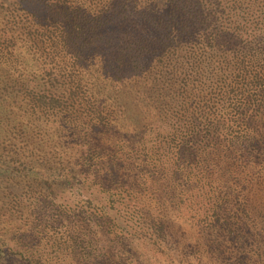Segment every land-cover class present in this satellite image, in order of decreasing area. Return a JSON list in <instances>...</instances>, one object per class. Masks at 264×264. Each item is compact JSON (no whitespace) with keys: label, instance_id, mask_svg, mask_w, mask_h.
Wrapping results in <instances>:
<instances>
[{"label":"trees","instance_id":"16d2710c","mask_svg":"<svg viewBox=\"0 0 264 264\" xmlns=\"http://www.w3.org/2000/svg\"><path fill=\"white\" fill-rule=\"evenodd\" d=\"M115 1L0 0V194L6 187L5 181L14 179L32 194L22 201L16 196L11 208H16L18 218L11 219L5 227L0 223V229L5 231L0 232V264H115V255L108 247L93 254L95 243H111L110 210L121 214L130 211L139 225L143 223L141 218H145V224L152 226L155 220L165 221L173 201L183 211L178 217L195 216L202 224L200 228H191L207 230L204 240L202 235L190 238L195 248L181 264H252V254L259 257L257 242H264L262 231L255 227L264 222V180L246 175L233 179L228 160L234 144L229 138L234 130L232 121L237 120L233 115L250 110L249 100L241 97L237 101L228 100L222 95L207 112L201 108L198 92L193 93L197 99L189 96L193 102L188 106V100L168 91L166 95L170 97L161 103L148 93L150 87L161 82L167 86L175 51L186 43L183 29L191 24H182L167 34L160 28L154 37L144 32L145 36H137L136 32L126 30L122 38L131 63L119 66L112 51L98 63V73L114 71L122 79V71L127 72L125 77L130 78V83L123 96H136L145 111L140 129L145 158L135 166V176L124 174L120 165L116 167L108 159L107 147L100 152L95 150L94 162L91 157L95 154L87 152L85 160L91 169L83 179L69 176L63 161H80L84 157L74 134L88 126L92 117L95 123H103L115 117L118 112L115 107H123L117 98L113 103L103 104L91 91L88 94L92 98L86 97L84 101L76 91L79 86L76 82L67 84L70 81L62 82L60 78L68 75V51L74 63L83 62L94 46L101 55L108 52L115 42H112L114 32L108 28L115 19H120L116 14L119 0L118 4ZM254 4L262 14L259 22L264 26V5L256 1ZM224 9L230 11L229 4H224ZM216 12L221 13L218 8ZM89 14L93 18H88ZM194 15L191 20L206 21L198 19L196 11ZM38 16H43L40 28L32 21ZM171 19L176 21L174 16ZM31 21L28 26L26 22ZM154 23L160 25L155 18ZM250 31L245 29L244 35L249 36ZM260 50L251 46L247 51L256 60L251 70L242 69L243 62L236 66L238 71L242 69L250 75L249 84L253 88L264 83V72L256 69L259 66L264 71V51ZM142 73L145 78L135 80L134 76ZM89 99H95L98 105L88 108ZM225 113L232 114L230 119L225 118ZM253 117L247 120L253 123ZM133 120L134 123L138 120L136 113ZM98 134L94 133L95 137ZM160 134L162 139L158 137ZM200 140L206 145L202 149ZM93 146L99 149L96 143ZM215 171L223 181L216 183L207 178L208 172ZM152 200L166 212L155 213L152 203L147 202ZM115 204L114 209L108 208ZM88 206L96 208V213ZM1 210L7 214L8 209L1 207L0 219L6 216ZM218 232L226 239H235V248L226 260L218 250ZM164 240L170 249L172 240L165 237ZM162 247L160 244L154 252L156 258ZM255 263L258 264L257 258Z\"/></svg>","mask_w":264,"mask_h":264},{"label":"rangeland","instance_id":"374dc122","mask_svg":"<svg viewBox=\"0 0 264 264\" xmlns=\"http://www.w3.org/2000/svg\"><path fill=\"white\" fill-rule=\"evenodd\" d=\"M8 1L10 0H4V2ZM211 1L212 3L209 1L198 2L197 0H119L118 4L116 0L115 3L118 4L116 14L118 18L120 15V19L113 17L115 21L110 24L111 28H108L109 31L114 32L112 42L115 41L108 52L101 55L99 51L95 52L96 47L94 46V51L85 56L83 62L74 63L68 51V75L60 77L62 82L64 80L71 82L67 84H73V81L76 82L79 85L76 91L80 92L84 101H86V97L92 98L88 94L91 91L95 92L97 98H100L99 102L103 104L113 103L116 98L118 102L123 104V107H115L118 112L114 118L105 119L103 123L100 121L95 123V117H92L88 121V126L86 125L80 133L74 134L75 139L81 146L79 148L82 149L84 157H81L80 161L72 159L69 162L63 161V164L70 171L68 172L69 176L83 179L88 173L87 171L91 169L89 162L85 160L87 152L95 154L91 157L94 162L96 161L95 150L100 152L105 147L108 148V159L113 161L116 167L120 165L124 174L135 176V166L145 158V145H142L143 143L140 141L143 136L140 129L142 121H145V111L141 106V102L136 101V96L132 94L123 96L127 92L126 89H129L130 78L125 77L127 72L123 73L124 71H122V79H119L114 71L106 74L98 73V63L110 51H112L119 66L131 63L132 60L129 58L127 46L122 38V34L126 30L136 32L137 36L143 35L142 32H144L146 36L149 34L154 37L160 28L167 34L172 30L174 32V28H181L182 24H191V27L186 28L187 32L191 28L190 35L183 29L186 43L179 46L175 51L172 60L173 70L167 78L168 83H165L167 86H164V82L156 87L149 86L148 93L152 98H156V102L161 103L165 98L170 97V94L166 95V91H168L173 93L175 97L188 100L189 104H186L188 106L193 102L189 96H194L193 93L198 92L201 97V108L207 112L214 108V103L218 102L216 99H219L222 95L228 100L237 101L239 97L243 100H249V107L252 110L250 109L248 112L243 109L240 113L233 115L234 118L237 117V120L236 122L232 121L234 130L229 135V138L234 141V144H232L233 150L228 155L229 166L232 167L233 179L238 178L239 175H246L248 178L253 177L257 181L264 180V83L253 88L249 84L250 78L248 77L250 75L247 76L242 71L244 67L251 70L253 64L256 65V60L252 58L251 54H247L251 46L261 48L260 52L264 51V26L259 22L262 19V14L254 4L256 1L258 4L264 5V0ZM123 4L126 5L123 7ZM224 4H229L230 11L224 9ZM216 8L221 13L216 12ZM195 11L199 13L198 19L202 17L206 21L191 20ZM171 15L176 18V21L171 19L173 17ZM125 16L127 18H124ZM194 16L196 17V15ZM88 18H93L92 14H89ZM154 18L158 19L160 25L154 23ZM217 18L218 21L215 22ZM36 19L32 21L37 28H40L43 16H38ZM32 21L26 22V24L30 26ZM245 29L251 30L249 36L244 35ZM217 40L220 42H217ZM240 63L243 66L238 71L236 66ZM79 68L82 71L78 70ZM192 68L197 70V74ZM256 69L264 72L259 66H256ZM126 70L128 71V68ZM242 75L247 79L244 80ZM134 78L135 80L145 78V74L136 75ZM64 92L68 93V89L65 88ZM173 95L171 94V96ZM87 102L89 104L88 108L98 105L95 99H89ZM242 107L244 108V105ZM135 113L138 120L134 123L133 115ZM227 114L225 118L230 119L229 117L232 114L229 113V116ZM251 114H254L255 118ZM209 116L211 117L210 114ZM248 117L254 118L253 123L247 120ZM92 125L93 131L91 129ZM161 128L158 130H161ZM149 131L153 133L152 130ZM94 133H99L98 137H95ZM158 137L162 139V134ZM253 137L256 139L254 142L250 141ZM201 139L203 138L201 137ZM91 140L93 142L89 143ZM93 143H96L99 149L94 148ZM199 145L201 149L206 146L202 140L199 141ZM199 154L201 155V153ZM225 176L227 180L228 174ZM207 178L214 180L216 183L223 181L216 171L208 172ZM5 184L9 188H2L0 194V200H2L0 209L2 206H6L8 209L7 214L1 210L6 215L0 219V223H3L4 227L5 224H9L11 219L18 218L15 215L17 214L16 208L13 206L11 208V205H13L11 201L16 196L20 197L22 201L23 197L28 198L32 195L28 194L30 192H27L26 186L18 183L16 179L13 181L6 180ZM115 198L119 199L117 196ZM147 202L152 203L151 208L156 211L155 213L166 212L163 208L156 207L155 200ZM174 203L175 201L169 204L170 208L166 212L168 215L164 217L165 221L155 220L152 226L145 224V218H141L143 223L139 225L136 218L131 216L130 211L121 214V212L110 210L113 214L111 217L113 222L111 219L109 220V224L112 222L109 227L112 235L111 243H95L96 250L93 254H98V251H106V247H108L109 252L111 251L115 255V264H181L186 262L195 248L190 238L194 235H202V240H204L207 237V230H204V227L199 230L202 221L195 216L184 215V217H178L179 213L183 211L181 206L177 207ZM116 205L108 208L114 209ZM88 208L94 213L97 211L93 206H88ZM261 225L255 227L257 231H262L263 236L264 222ZM192 226L199 228H191ZM0 232L5 233L3 229H0ZM255 232L256 230L253 228L252 233ZM0 237L2 238L1 235ZM164 237L172 240L170 249L166 247ZM218 240H220L218 244L220 256L226 260L235 248V239H226V236L218 232ZM257 243L259 257L252 254L253 259L251 256L250 262L256 264L255 260L257 258L258 264H264V242ZM99 244L100 246L97 248ZM160 244L163 246L162 252L156 258L154 252L159 249ZM186 246L189 247L188 250H186ZM87 249L90 251L89 248ZM82 251L86 252V248H83ZM99 255L102 257L101 253Z\"/></svg>","mask_w":264,"mask_h":264}]
</instances>
